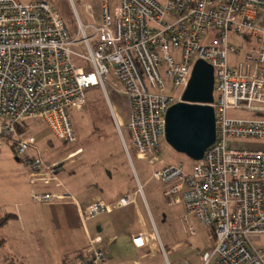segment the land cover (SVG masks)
I'll return each mask as SVG.
<instances>
[{
	"label": "built area",
	"instance_id": "1",
	"mask_svg": "<svg viewBox=\"0 0 264 264\" xmlns=\"http://www.w3.org/2000/svg\"><path fill=\"white\" fill-rule=\"evenodd\" d=\"M100 9L97 23L78 18L79 37H71L52 0H0V148L10 139L25 163L31 201L70 202L84 228L115 206L136 203L139 183L114 205L81 204L59 180L56 163L43 159L35 137L18 131L38 120L56 139L75 142L70 110L81 108L91 89L107 96L111 77L110 84L126 97L136 157L162 183L168 204L181 205L185 223L193 216L214 229V245L199 251L198 264H264V247L255 243L264 238V146H227L238 139L264 142V117L226 115L228 109L264 114V29L257 23L264 0H100ZM247 36L255 44L230 66L228 55L238 50L229 41ZM197 59L213 68L216 136L186 170L181 161L164 163L159 149L166 110L180 100ZM49 185L60 189H36ZM186 231L192 233V226ZM114 239L107 232L89 237L78 264H108ZM132 244L147 246V233L134 234Z\"/></svg>",
	"mask_w": 264,
	"mask_h": 264
},
{
	"label": "rangeland",
	"instance_id": "2",
	"mask_svg": "<svg viewBox=\"0 0 264 264\" xmlns=\"http://www.w3.org/2000/svg\"><path fill=\"white\" fill-rule=\"evenodd\" d=\"M89 2L94 5L92 8L94 20L100 21V3H95V0H52L53 5L63 17L71 37H79L78 18L83 24L91 22L86 15L87 11L84 10V5ZM261 23L264 25L263 21ZM229 43L238 50L236 55L229 54L227 58L229 65L236 67L239 62H242L247 45L255 44V40L247 36L246 39L244 37L231 39ZM81 50H83L82 47ZM111 81V77L106 78L107 96L99 88L91 89L86 94L85 105L70 110L75 142L68 144L56 139L38 120L25 122L19 133L35 137L41 156L49 164L56 163L58 177L67 190H75L77 193L90 191L97 199L103 195L101 193H104L103 197L111 200L108 198L112 194L116 196L132 185L136 186V190L138 183H141L148 209L142 194L139 193L137 206H135L136 203L126 208L115 206L112 209L113 213L108 214L109 219L123 216L125 224L124 227L119 226L115 230L116 237L107 249L110 258L108 264H129L132 259L138 257L137 249L131 245L130 233L131 228L140 223V213L143 215L146 229L143 231L147 233V246L139 252L140 264H167L168 262L178 264L184 260L189 264H198L199 251L214 245V229L206 227L193 216L189 217L185 223L182 220L181 205L168 204L162 194V183L151 177V168L148 163L138 159L133 152L127 129L129 118L125 95L119 88H114L110 84ZM168 92L177 95L180 89L168 88ZM226 115L247 118L264 117L261 113L231 109L226 111ZM9 140H6L5 145L0 148V211L14 213L17 219H12L5 226L0 227V238L5 240V243H0V264H43L47 258L39 256V250L36 256L34 250L37 245V235L40 233L42 235L43 232H47L48 241L44 249L48 250L51 258L54 254L66 249L67 245L77 247L82 242L85 244L83 241L85 231L79 227L78 214L74 205L75 208L64 205L49 207L40 204L31 206L24 204L28 199L30 187L25 178V163L13 152ZM227 146L242 149L262 147L264 142L255 139H238L228 142ZM159 157L164 163L181 161L186 170H190L193 165L192 159L176 152L165 140L160 142ZM119 197L109 203L114 205ZM55 218H61L63 223L53 224ZM151 218L154 221L153 225ZM45 225L51 229H47ZM188 225L192 226V233L186 231ZM94 228L97 232H101L104 227L96 223L90 226L89 230L92 232ZM79 241L81 242L78 245ZM255 243L259 247H264V238L261 242ZM85 247L84 245L83 248Z\"/></svg>",
	"mask_w": 264,
	"mask_h": 264
},
{
	"label": "water",
	"instance_id": "3",
	"mask_svg": "<svg viewBox=\"0 0 264 264\" xmlns=\"http://www.w3.org/2000/svg\"><path fill=\"white\" fill-rule=\"evenodd\" d=\"M213 84L212 66L197 59L180 100L165 113V141L193 161L201 159L215 141V115L210 105Z\"/></svg>",
	"mask_w": 264,
	"mask_h": 264
},
{
	"label": "crops",
	"instance_id": "4",
	"mask_svg": "<svg viewBox=\"0 0 264 264\" xmlns=\"http://www.w3.org/2000/svg\"><path fill=\"white\" fill-rule=\"evenodd\" d=\"M94 2V1H93ZM97 2H99L100 3V0H95V3H97ZM86 5H89L90 6V10H86V8H85V6ZM94 7V5L92 4V2H89V3H86L85 5H84V10L85 11H87V13H86V15H87V17L89 18V19H91V22H89V23H87V24H91V23H97V22H99V21H96V20H94V14H93V12H92V8ZM100 12H101V9H100ZM99 12V13H100ZM95 13H96V11H95ZM99 17H101V15L99 14ZM261 19H262V21L264 22V12H262V13H260V15H259V17H258V19H257V23H258V25L260 26V27H262L263 29H264V25L261 23L262 21H261ZM81 21V20H80ZM252 44V43H251ZM251 44H248L247 45V47H246V49L251 45ZM125 99V101H126V97L124 98ZM126 103H127V101H126ZM126 146V145H125ZM36 148H37V146H36ZM38 149V148H37ZM32 153H34V151H32ZM25 167V174H26V181H27V183H28V186H30L29 188H28V199H27V201L24 203L25 205H34V204H37V203H34V202H32L31 201V199H30V189L32 188L31 187V185H30V183H29V181H28V170H27V168H26V166H24ZM57 176H58V173H57ZM59 178V177H58ZM59 180L61 181V179L59 178ZM62 183H63V181H62ZM140 183V182H139ZM141 184V183H140ZM130 185H132V184H130ZM135 185H132L131 187L130 186H128V187H126L125 188V191L123 192V191H121V192H119L118 193V195H116V196H113V194L111 195V196H109V198L108 199H111V200H106L103 196H104V193H101V194H103L100 198H94V194L93 193H91L90 191H84V192H82V193H80V192H78L77 193V191H75V190H69L70 192H72V194L77 198V200L81 203V204H87L88 202H90V201H93V200H103V201H105V202H107V203H109V202H111V201H113V200H115V198H117V197H119V196H121V195H123V194H126V193H129V192H133L134 190H135ZM36 189L37 190H39V191H47V190H53V191H57V190H59L60 188L59 187H57V186H55V185H49V186H38V187H36ZM140 194H142V196H143V199H144V203H145V205H146V209H148V203H147V201H146V199H145V197H144V193H143V191L140 193ZM139 199H138V196L136 197V205L135 206H137V204L139 203V201H138ZM37 205H39V204H37ZM40 205H48L49 207H62L61 205H64V206H71V207H74L73 206V204H71L70 202H57V203H53V204H40ZM175 205H177V204H175ZM179 205V204H178ZM128 206H130V205H128ZM128 206H126V207H128ZM125 207V208H126ZM75 208V207H74ZM73 208V209H74ZM124 208V207H123ZM51 209H53V208H51ZM76 209V208H75ZM74 209V210H75ZM5 213H7V212H5ZM4 212H1L0 211V215H3V214H5ZM77 213V212H76ZM110 213H113V211H111V212H109V213H104V214H101V215H103V216H101V215H99V216H97V217H95V219L94 220H90L91 222H90V224H88L89 222H87L86 223V225H85V228H84V226H82V224H81V222H80V220H79V223H80V228H83V231H85V232H83L84 233V236H83V241L85 242V244H83V242L81 243V245L80 246H74V245H71V246H68L67 245V247H66V249H63V250H61L58 254H54V256H52V258H51V255H49V252H48V250L45 248L44 249V246H47L48 245V241H47V239H46V236H47V232H43L42 233V235H41V233H40V235L38 234L37 235V245H36V247H35V255L36 256H38L37 255V250H39V256H42L43 258H47V260L46 261H43V264H65V263H68V264H78L80 261H81V259L83 258V256H84V251H85V249L83 248V246L85 245L86 246V244H87V240H88V238L89 237H93V236H95L97 233H99V232H97L96 231V229L94 228V230H92V232H91V230H89V227L91 226H94V224H96V223H99V224H101V225H103V230L101 231V233H103V232H107V233H110V234H113L115 237H116V235H115V230L117 229V227H119V226H122V227H124L125 226V224H124V218H123V216H115L114 218H112V219H109L108 218V214H110ZM138 213H139V211H138ZM12 214H14V213H12ZM78 214V213H77ZM12 219H17V215L15 214V217L14 218H12ZM12 219H10V220H12ZM78 219H79V216H78ZM9 220V221H10ZM139 220H140V223L139 224H137V226L135 225V226H133L131 229V245L133 246V244H132V236L134 235V234H136V233H139V232H142L143 230H146L145 229V226H144V220H143V215L140 213V215H139ZM151 220H152V225L154 224L153 222V219L151 218ZM9 221H7L3 226H5ZM63 222H62V220H61V218H55V219H53V224H55V225H61ZM64 223H66V219H64ZM46 226V225H45ZM154 227H155V225H154ZM46 228L47 229H51L50 227H47L46 226ZM140 229H142V230H140ZM42 230H44V229H42ZM140 230V231H139ZM156 230V229H155ZM214 236V235H213ZM66 238V237H65ZM214 238V237H213ZM67 240L68 241H71V243H74L73 242V240H69L68 238H67ZM67 240H65V242H67ZM114 241V240H113ZM81 241H79V242H77V244L79 245V243H80ZM0 243H5V240H4V238H0ZM112 244V243H111ZM111 244L108 246V248L111 246ZM134 247V246H133ZM135 248V247H134ZM145 247H143V248H135V249H137V251H138V257L137 258H135V259H132L131 260V262L129 263V264H132V261L133 260H137L139 263H140V261H139V252H140V250H142V249H144ZM107 254H108V250H107ZM164 256H166V255H164ZM109 260H110V258H109V255H108V262H109ZM38 264V263H37ZM167 264H170L169 262L167 263ZM189 264V263H188Z\"/></svg>",
	"mask_w": 264,
	"mask_h": 264
},
{
	"label": "trees",
	"instance_id": "5",
	"mask_svg": "<svg viewBox=\"0 0 264 264\" xmlns=\"http://www.w3.org/2000/svg\"><path fill=\"white\" fill-rule=\"evenodd\" d=\"M62 17V16H61ZM63 19V17H62ZM86 103V102H85ZM85 105V104H84ZM83 105V106H84ZM82 106V107H83ZM23 128V127H19L18 128V131ZM15 217V214H12V213H5L3 215H0V227H2L7 221H9L10 219L14 218ZM65 264H68V263H65Z\"/></svg>",
	"mask_w": 264,
	"mask_h": 264
}]
</instances>
